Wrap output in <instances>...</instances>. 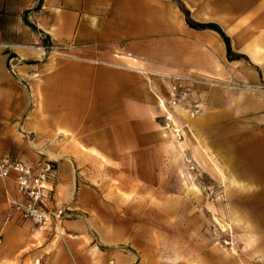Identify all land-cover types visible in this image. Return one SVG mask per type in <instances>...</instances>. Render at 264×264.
Wrapping results in <instances>:
<instances>
[{"label": "crops", "instance_id": "obj_1", "mask_svg": "<svg viewBox=\"0 0 264 264\" xmlns=\"http://www.w3.org/2000/svg\"><path fill=\"white\" fill-rule=\"evenodd\" d=\"M187 74L206 82L172 105ZM41 158L68 212L21 221L0 178V264H143L149 231L116 203L166 186L170 158L264 194V0H0V159Z\"/></svg>", "mask_w": 264, "mask_h": 264}, {"label": "rangeland", "instance_id": "obj_2", "mask_svg": "<svg viewBox=\"0 0 264 264\" xmlns=\"http://www.w3.org/2000/svg\"><path fill=\"white\" fill-rule=\"evenodd\" d=\"M172 159L161 174L166 186L145 187L139 203H116L149 231L140 239L142 263L264 264V194L228 188L215 172Z\"/></svg>", "mask_w": 264, "mask_h": 264}, {"label": "built area", "instance_id": "obj_3", "mask_svg": "<svg viewBox=\"0 0 264 264\" xmlns=\"http://www.w3.org/2000/svg\"><path fill=\"white\" fill-rule=\"evenodd\" d=\"M29 46L44 58L51 55L67 56L50 42H35ZM170 77L174 80L171 86L172 105L188 102L192 89L206 82L203 77L188 74ZM199 111V107L194 104L189 115L193 117ZM0 178L12 179L18 193V197L9 203L10 214L38 227L48 224L54 228L60 226L69 208L56 204L53 199L55 167L52 161L41 158L35 163H24L0 159Z\"/></svg>", "mask_w": 264, "mask_h": 264}, {"label": "trees", "instance_id": "obj_4", "mask_svg": "<svg viewBox=\"0 0 264 264\" xmlns=\"http://www.w3.org/2000/svg\"><path fill=\"white\" fill-rule=\"evenodd\" d=\"M198 26H203V25H198ZM223 36V35H222ZM223 38H224V41L226 42V45H227V48H228V54L231 56V53H230V49H229V46H228V40H227V38L226 37H224L223 36Z\"/></svg>", "mask_w": 264, "mask_h": 264}]
</instances>
